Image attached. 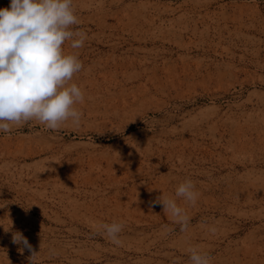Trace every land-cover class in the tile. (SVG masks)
Instances as JSON below:
<instances>
[{
	"label": "rangeland",
	"instance_id": "374dc122",
	"mask_svg": "<svg viewBox=\"0 0 264 264\" xmlns=\"http://www.w3.org/2000/svg\"><path fill=\"white\" fill-rule=\"evenodd\" d=\"M72 6L86 39L62 48L83 65L70 82L81 121L0 131V264L33 252L35 264H190L189 247L210 264H264V0ZM147 141L151 155L117 154ZM186 180L195 204L175 196ZM113 222L119 245L101 227Z\"/></svg>",
	"mask_w": 264,
	"mask_h": 264
},
{
	"label": "clouds",
	"instance_id": "9594fccd",
	"mask_svg": "<svg viewBox=\"0 0 264 264\" xmlns=\"http://www.w3.org/2000/svg\"><path fill=\"white\" fill-rule=\"evenodd\" d=\"M72 0H11L0 8V131L10 133L13 125L23 126L35 120L47 129L57 130L71 120L79 126L82 113L74 105L83 103L81 88L70 83L82 70L75 54H65L62 45L83 46L86 34L73 31L78 24ZM198 193L191 180L178 185L175 196L195 204ZM174 222L187 225V216L175 199L161 196L155 201ZM110 241L121 243L118 234L123 225H101ZM12 242L31 251L27 238L13 233ZM22 252L23 249H20ZM190 264H210V257L198 248H188ZM33 252L30 260L35 264Z\"/></svg>",
	"mask_w": 264,
	"mask_h": 264
},
{
	"label": "bare ground",
	"instance_id": "6f19581e",
	"mask_svg": "<svg viewBox=\"0 0 264 264\" xmlns=\"http://www.w3.org/2000/svg\"><path fill=\"white\" fill-rule=\"evenodd\" d=\"M154 146L150 142H144L142 144H136L133 143L132 145H128L126 148L122 149L121 152L117 153L122 158H131V159H137V151H140L143 153V156L151 155L154 151ZM172 147V145H171ZM165 148V147H164ZM158 149V147H157ZM161 148H159L160 150ZM166 150V149H165ZM163 152V151H162ZM165 153V152H163ZM161 154V153H160ZM172 154V153H171ZM173 155V154H172ZM161 156V155H160ZM169 157V156H168ZM172 157V156H171ZM134 230V229H133Z\"/></svg>",
	"mask_w": 264,
	"mask_h": 264
}]
</instances>
